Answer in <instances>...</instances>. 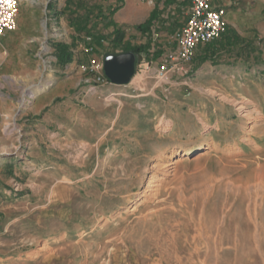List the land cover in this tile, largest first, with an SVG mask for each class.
I'll use <instances>...</instances> for the list:
<instances>
[{
  "label": "rangeland",
  "instance_id": "rangeland-1",
  "mask_svg": "<svg viewBox=\"0 0 264 264\" xmlns=\"http://www.w3.org/2000/svg\"><path fill=\"white\" fill-rule=\"evenodd\" d=\"M119 3L20 0L0 40V264H264V0L225 7L247 42L197 46L166 83L171 38L118 25ZM87 12L92 53L70 25ZM147 41L129 83L84 81L80 64Z\"/></svg>",
  "mask_w": 264,
  "mask_h": 264
},
{
  "label": "built area",
  "instance_id": "built-area-1",
  "mask_svg": "<svg viewBox=\"0 0 264 264\" xmlns=\"http://www.w3.org/2000/svg\"><path fill=\"white\" fill-rule=\"evenodd\" d=\"M19 9L20 0H0V40L16 29ZM185 13L184 23L170 37L174 47L160 56L154 76L157 82L166 83L173 75H183L196 47L218 39L225 31V7L215 6L213 0H190ZM152 35L157 36L158 32ZM83 39V51L94 52L91 37L83 36ZM103 60L104 57L91 58L79 65L80 72L87 76L85 82L102 86L112 84L104 74Z\"/></svg>",
  "mask_w": 264,
  "mask_h": 264
},
{
  "label": "crops",
  "instance_id": "crops-1",
  "mask_svg": "<svg viewBox=\"0 0 264 264\" xmlns=\"http://www.w3.org/2000/svg\"><path fill=\"white\" fill-rule=\"evenodd\" d=\"M181 0H123V7L117 10L112 16V20L116 22L118 25L121 24H127V25H138L143 22H145L149 16L151 11L157 6V10L159 12V15L157 17L156 25L161 27L158 31L161 33V31L166 32L169 37H171L174 30L179 28L186 19V6L185 8H182L181 10H184V12H180L179 9V2ZM190 1V0H189ZM234 0H213V4L215 6H223V7H229ZM180 13L185 14V17H183L181 20L176 19L175 16H180ZM229 13L225 14V17L227 19V23L232 25V20L229 17ZM175 21L177 23H175ZM179 22V24H178ZM234 26V25H232ZM235 27V26H234ZM170 29V30H169ZM233 30L224 31L220 38L207 43L205 45L211 46L212 44L222 43V41H228L230 39H233L236 42H247L245 37L248 36L249 30H243L239 28H232ZM165 30V31H164ZM241 36V37H240ZM5 37V36H4ZM234 37H236L234 39ZM244 37V38H243ZM3 39V37H2ZM1 39V40H2ZM226 43H222L221 47H225ZM221 45V44H219ZM151 51V50H150ZM214 51V50H212ZM165 52V51H164ZM160 53L161 55L164 53ZM215 55H212L214 57ZM211 58L208 56V59Z\"/></svg>",
  "mask_w": 264,
  "mask_h": 264
},
{
  "label": "trees",
  "instance_id": "trees-1",
  "mask_svg": "<svg viewBox=\"0 0 264 264\" xmlns=\"http://www.w3.org/2000/svg\"><path fill=\"white\" fill-rule=\"evenodd\" d=\"M120 3L115 5L114 7H111L108 11V15H112L114 12H116L119 8L122 7L123 0H117ZM189 4V0H181L179 2V11L184 12V10H181L182 8H185L187 5ZM98 15L97 17H100L104 22H105V26L106 27H112V42L115 45H118L122 42L123 40V36L124 33L123 31L117 27L110 19H108V16L105 15L104 13V9H102L101 7H99L97 9ZM71 15L74 14V12H70ZM88 14H90L89 12H87L85 15H83V17H81V19L75 18L73 20L70 21V25L71 27L74 29L75 33L77 34V36L81 33L84 32V36H90L92 43L94 45H96L97 47L102 46L103 40L105 39L104 36H102L101 34H94L92 32V27H88V22H89V17ZM159 15V12L157 10V6L151 11L149 18L142 24L138 25L136 28L138 30H140L141 32H145L148 33L149 31L151 32V35L153 32H158L160 30L161 27L156 25V21H157V17ZM220 38V37H219ZM55 56L57 61L62 64V65H66L68 63H70L72 61V57H73V53L71 51V47L69 45H65L62 43H56L55 46ZM151 44L150 42H146L143 45H139V46H129L127 45L124 49L121 50L120 53H124V52H128V51H132L135 56L140 55L141 53H145V52H149L151 50ZM156 57L160 55L161 51L158 49L156 50ZM108 53H106L107 55ZM152 54V53H151Z\"/></svg>",
  "mask_w": 264,
  "mask_h": 264
},
{
  "label": "water",
  "instance_id": "water-1",
  "mask_svg": "<svg viewBox=\"0 0 264 264\" xmlns=\"http://www.w3.org/2000/svg\"><path fill=\"white\" fill-rule=\"evenodd\" d=\"M135 59V54L132 51L105 55L103 60L105 76L115 85L129 83L134 75Z\"/></svg>",
  "mask_w": 264,
  "mask_h": 264
},
{
  "label": "bare ground",
  "instance_id": "bare-ground-1",
  "mask_svg": "<svg viewBox=\"0 0 264 264\" xmlns=\"http://www.w3.org/2000/svg\"><path fill=\"white\" fill-rule=\"evenodd\" d=\"M25 101V100H24ZM239 109H242L241 110V116H243V117H247V115H248V112L245 110H243V107H242V105H239V107H238ZM202 148V146H199L197 149H201ZM180 162V158L179 157H176L175 158V160H173V162H172V164H177V163H179ZM158 166H160L158 163L157 164H154L153 165V167H155V168H157ZM154 169V168H153ZM263 169V168H262ZM162 174V173H161ZM166 175V174H165ZM156 177V176H155ZM263 177V176H262ZM152 178V177H151ZM264 179V178H263ZM159 180V179H158ZM153 186V184H152V180L151 181H148V183H147V191H148V189H149V187H152ZM261 197V196H260ZM256 213V212H255ZM254 213V214H255ZM255 216V215H254ZM256 218V217H255Z\"/></svg>",
  "mask_w": 264,
  "mask_h": 264
}]
</instances>
